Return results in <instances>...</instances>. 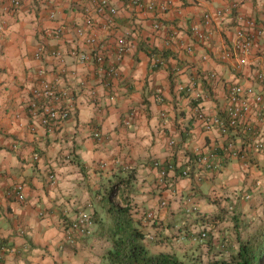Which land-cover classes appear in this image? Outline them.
<instances>
[{
    "label": "crops",
    "instance_id": "crops-1",
    "mask_svg": "<svg viewBox=\"0 0 264 264\" xmlns=\"http://www.w3.org/2000/svg\"><path fill=\"white\" fill-rule=\"evenodd\" d=\"M230 1L170 0L163 27L156 31L151 13L131 0H112L117 9L114 23L106 26L95 15L94 31L110 43L120 34L131 41V48L117 63L116 77L104 70L114 61L110 49L101 69L67 53L71 48L90 50L73 30L82 22L89 0H21L14 15L0 9L1 264H110L105 253L110 246L111 220L103 201L108 183L130 173L133 177L119 185L115 200L122 202L123 192L138 209L155 213L153 221L135 211L132 214L140 219L151 252L164 249L155 244V232L163 235L171 229L169 223L171 227L181 224L189 205L184 198L201 214L210 215L217 210L216 198L240 197L236 207L246 216L245 221L264 218L260 214L264 206L262 155H254L248 163L229 159L219 172L192 166L190 176H180L181 166L194 151L215 147L221 153L223 143L217 130L203 131L194 122L196 102L187 87L207 92L199 106L209 113L218 111L229 83L254 85L264 92V82L254 78L255 71L264 73V59L259 57L264 49V0H239L237 12L253 18L263 30L254 37L245 65L235 58H222L234 38L236 12L218 16L216 11H224ZM7 2L0 0V8ZM194 24L203 32L211 31L208 42L193 34ZM58 28L62 33L56 36ZM172 29L178 34L166 47ZM39 46L44 52L36 57ZM149 49L167 51L166 64L151 70ZM55 50L61 51V59L51 55ZM210 71L216 73L215 80L206 79ZM44 80L69 90L74 97L72 116L56 126L42 125L28 110L33 88ZM155 88L160 89L163 101L156 99ZM161 168L165 169L163 178L159 177ZM246 170L263 180L248 187L258 189L251 205L243 198L245 192L237 193L240 183L245 184ZM52 172L54 184L48 181ZM18 184L22 185V199L13 193ZM230 188L236 191L228 192ZM161 200L166 201L164 206H160ZM80 207L87 208L92 225L88 234L68 245L65 223ZM228 226L224 222L216 228L217 236L233 239V229Z\"/></svg>",
    "mask_w": 264,
    "mask_h": 264
},
{
    "label": "built area",
    "instance_id": "built-area-1",
    "mask_svg": "<svg viewBox=\"0 0 264 264\" xmlns=\"http://www.w3.org/2000/svg\"><path fill=\"white\" fill-rule=\"evenodd\" d=\"M91 4L84 7V17L81 23L74 25L73 30L77 36L81 37L90 50H82L71 48L67 52L69 56L81 63H95L100 69L104 67L108 50L113 51L114 63L111 62L104 69L108 76H118L117 63L131 48V41L125 35H116L110 43L104 41L94 31L95 15L102 18L106 24L114 23V15L117 12L112 0H89ZM131 3L141 9L152 14L154 30H159L163 27L162 18L164 13L170 9V0H131ZM239 0H231L229 5L223 10L216 11V15L224 14L223 12H236L237 28L234 33V38L231 45L222 53L223 59L235 58L240 65L247 64V56L250 53L254 37L263 33L262 29L257 28L253 18L244 16L237 12ZM21 7V0H8L1 11L8 15H14ZM54 13H50L53 17ZM205 21H209L208 15H205ZM2 29V21L0 16V31ZM192 32L201 42H208L211 38V31L203 32L200 25L194 24ZM62 33V29L58 28L55 35ZM178 34L176 29H172L165 42L166 47H170L173 38ZM189 52L192 51L188 47ZM44 52L43 47L39 46L35 55L39 57ZM163 51L153 52L150 54L151 63L150 69L154 70L166 64V57L162 54ZM51 55L61 59L62 53L60 50L51 52ZM259 57L264 59V49L260 50ZM206 79H216L215 72L205 74ZM254 78L264 82V73L260 70L255 71ZM155 96L158 101H163L160 89L155 88ZM192 94L193 100L196 102L195 113L193 116L194 122H198L203 131L217 130L223 138V143L220 146L221 153L212 150L207 152L194 151L193 155L187 158V164L181 166L180 176H190L192 166L196 169L208 170L211 172H219L229 159H239L244 163L251 161L254 155H262L264 157V92L256 88L254 85H244L240 82L229 83L225 90L222 105L218 111L209 113L204 111L200 106V101L207 97V92L193 90V85L186 89ZM74 97L72 92L65 88L59 87L56 83L49 81H41L38 87L32 90V99L29 102L28 110L32 116L38 118L42 125L47 127L59 125L61 122L70 118L74 111ZM99 136L98 132L94 133ZM172 143V141H171ZM157 164V163H155ZM128 165L125 166V168ZM165 176V169L159 170V177ZM55 174H48V181L51 184L55 182ZM22 185L18 184L13 188V193L18 199H22ZM246 199L251 197L250 193L244 194ZM189 203V199L187 201ZM166 204L165 200L160 201V206ZM198 210L195 204L188 205L185 209L187 215L193 214ZM144 216L152 220L156 217L152 211H146ZM92 225V216L86 207H80L73 217L67 218L65 223V243L74 245L78 238L88 234ZM200 238L205 240L208 238L207 232L200 230ZM152 238V236H149ZM227 240L221 247L227 245ZM226 244V245H224ZM0 255V264H1Z\"/></svg>",
    "mask_w": 264,
    "mask_h": 264
},
{
    "label": "trees",
    "instance_id": "trees-1",
    "mask_svg": "<svg viewBox=\"0 0 264 264\" xmlns=\"http://www.w3.org/2000/svg\"><path fill=\"white\" fill-rule=\"evenodd\" d=\"M147 52L151 54L159 51L149 49ZM162 54L166 57L167 51H163ZM132 177L130 173L111 180L103 201L111 220L108 228L110 246L105 253L110 264H264V218H256L253 222L245 221L246 216H243L242 211H237L233 202L227 206L223 200H217L218 198L217 210L210 215L196 211L190 218L184 211V218H180L181 224L171 227L173 224L169 223L171 229L163 235H157L155 232L153 234L155 244L164 245V249L156 253L151 252L147 247L145 233L140 227V219L132 215L135 211L143 218L145 211L138 209L137 203L129 201L123 192L120 193L122 202L115 201L119 185L128 183ZM245 193L243 198L250 205L256 202V198L252 196L246 199ZM224 222L230 224L234 236L233 239L222 236L219 241V236L214 237L213 231L222 227ZM200 230L207 232L208 238L205 241L210 244L208 249L211 253L207 255L205 263L200 256L189 258L184 254L186 251L182 250L183 240L187 238V234L190 243L192 240L197 243L204 241L198 240ZM214 239L218 240V243L213 245ZM225 239L228 240L227 245L221 247ZM177 245H180V248H177Z\"/></svg>",
    "mask_w": 264,
    "mask_h": 264
},
{
    "label": "rangeland",
    "instance_id": "rangeland-1",
    "mask_svg": "<svg viewBox=\"0 0 264 264\" xmlns=\"http://www.w3.org/2000/svg\"><path fill=\"white\" fill-rule=\"evenodd\" d=\"M244 172H246L247 174L245 175V178L243 179V180H245V184L244 185H241L242 183H240V185H239V187L237 188V193H243V192H249L250 193V195L252 196V198L254 197V194L258 191V189L257 188H253V189H248V187L252 184V183H254L256 180H260V181H263L262 180V177H260V176H258V175H256V173L255 172H252V171H249V170H246V171H244ZM235 184V183H234ZM236 186H237V184H235ZM232 190H234V191H236V189H231L230 188V190L228 191V192H231ZM226 191V190H225ZM233 193V192H232ZM234 194V193H233ZM232 194V195H233ZM213 197V196H212ZM215 197H218V196H215ZM214 197V198H215ZM220 197H222V195H220ZM224 198V197H223ZM239 198L240 197H238V198H236V197H229V196H227V198L226 199H223V203H224V205H229L230 203H232L233 202V204H234V206L236 207L237 206V204L238 203H240L239 202ZM115 201H119V200H115ZM184 201L185 202H187V200H186V198H184ZM191 204H190V202H189V206H190ZM237 208V207H236ZM238 209V208H237ZM198 210H199V208H198ZM199 212L201 213V211L199 210ZM263 213H264V206L261 208V210H260V214H262L263 215ZM226 225H227V222H226ZM228 227H230V224H229V226ZM225 228H226V226H225ZM213 233H214V237H215V235L217 236V234L215 233V231H213ZM226 238H228V239H231L230 237H227L226 236ZM222 239V236L221 237H219V241ZM214 240H216V239H214ZM184 242H183V244H182V250L184 249V251H186V252H184V254H186L189 258H197L198 256H200V258L202 259V261H204V263L206 262V259H207V255L208 254H210L211 253V251H210V249H208V247L206 246L207 245V243H206V241L204 240V241H202L201 243L200 242H198V244H197V242H195V241H193L192 240V243H189V241L187 240V239H184L183 240ZM194 242V243H193ZM152 245V244H151ZM150 245V246H151ZM196 245H198L199 247L198 248H196ZM180 245H177V248H180L179 247ZM221 246V245H220Z\"/></svg>",
    "mask_w": 264,
    "mask_h": 264
}]
</instances>
